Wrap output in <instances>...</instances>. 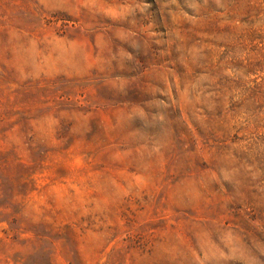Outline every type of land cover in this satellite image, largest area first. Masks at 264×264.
<instances>
[{
  "label": "rangeland",
  "instance_id": "obj_1",
  "mask_svg": "<svg viewBox=\"0 0 264 264\" xmlns=\"http://www.w3.org/2000/svg\"><path fill=\"white\" fill-rule=\"evenodd\" d=\"M0 264H264V0H0Z\"/></svg>",
  "mask_w": 264,
  "mask_h": 264
}]
</instances>
